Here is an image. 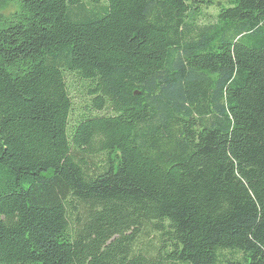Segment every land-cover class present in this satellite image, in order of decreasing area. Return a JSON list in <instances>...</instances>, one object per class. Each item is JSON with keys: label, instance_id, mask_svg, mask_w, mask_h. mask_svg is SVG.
Segmentation results:
<instances>
[{"label": "trees", "instance_id": "obj_1", "mask_svg": "<svg viewBox=\"0 0 264 264\" xmlns=\"http://www.w3.org/2000/svg\"><path fill=\"white\" fill-rule=\"evenodd\" d=\"M1 2L0 264H264V0Z\"/></svg>", "mask_w": 264, "mask_h": 264}, {"label": "rangeland", "instance_id": "obj_2", "mask_svg": "<svg viewBox=\"0 0 264 264\" xmlns=\"http://www.w3.org/2000/svg\"><path fill=\"white\" fill-rule=\"evenodd\" d=\"M16 10V6L10 3H4L1 2L0 3V27H2V22L3 20H5L6 18H9ZM204 13L207 16L215 17L218 13V11L216 10V8L212 7L209 10L204 11ZM153 238V239H152ZM148 243L151 245V247L153 248L156 247L158 245V241H156V237L155 234H150V237L148 239ZM225 256H229V252H224L223 253ZM240 255V254H238Z\"/></svg>", "mask_w": 264, "mask_h": 264}]
</instances>
